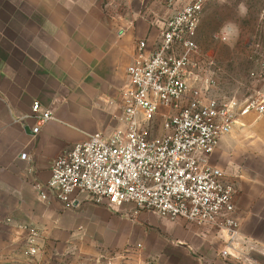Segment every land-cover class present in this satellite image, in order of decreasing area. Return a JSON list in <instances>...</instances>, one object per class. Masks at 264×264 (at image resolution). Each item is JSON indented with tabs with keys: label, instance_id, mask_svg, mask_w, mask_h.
Here are the masks:
<instances>
[{
	"label": "built area",
	"instance_id": "built-area-1",
	"mask_svg": "<svg viewBox=\"0 0 264 264\" xmlns=\"http://www.w3.org/2000/svg\"><path fill=\"white\" fill-rule=\"evenodd\" d=\"M204 9L203 0L188 4L156 35L138 42L125 81L109 102L119 112L120 125L97 131L61 154L49 182L37 190L44 202L69 209L89 196L114 210L133 204L172 221L227 233V250L218 257L229 261L241 254L236 189L215 155L239 117L253 112L264 117V101L251 100L236 112V104L210 99L200 86L197 35ZM33 118L37 135L53 114L35 102Z\"/></svg>",
	"mask_w": 264,
	"mask_h": 264
},
{
	"label": "rangeland",
	"instance_id": "rangeland-1",
	"mask_svg": "<svg viewBox=\"0 0 264 264\" xmlns=\"http://www.w3.org/2000/svg\"><path fill=\"white\" fill-rule=\"evenodd\" d=\"M196 1L100 0L95 5L96 33L89 39L101 45L96 53L107 54L102 47L105 42H111L115 49L128 45L125 37L131 35L129 59L140 40L156 35L168 20ZM203 1L205 9L197 35L204 77L199 79L200 86L208 89L210 99L236 104V112L251 100L264 101V0ZM78 53L83 58L85 52ZM114 73L119 76L117 68ZM121 78L124 79L117 88L95 94L94 116L88 121L95 125L94 132H111L120 125L119 112L116 114L109 102L117 97L126 75ZM249 118L253 119L247 123ZM238 119L233 133L223 140L215 155L217 165L225 170L228 182L236 189L234 217L239 224L241 254L238 259L227 260L230 264H246L253 250L250 244L264 236V117L253 112ZM85 199L81 207L91 204L109 215L108 229L92 221L88 207L81 212L82 224L76 226L65 217L61 221L48 217L43 225L34 220L35 214L17 217L9 230L0 221V264H147L132 256L134 246L110 249L87 240H173L168 232L170 226H182L200 238L207 235L199 227L188 228L183 221L144 212L133 204L119 208H126L119 213L118 209L98 205L89 196ZM210 236L213 240L229 239L227 233L221 236L216 231ZM261 260L257 264H264Z\"/></svg>",
	"mask_w": 264,
	"mask_h": 264
},
{
	"label": "crops",
	"instance_id": "crops-1",
	"mask_svg": "<svg viewBox=\"0 0 264 264\" xmlns=\"http://www.w3.org/2000/svg\"><path fill=\"white\" fill-rule=\"evenodd\" d=\"M99 1L0 0V221L8 230L11 221L23 214H35L34 220L43 225L48 217L59 221L65 217L72 225H80L84 207L94 223L109 227L111 219L101 208L81 207L82 203L66 210L59 203L41 200L37 190L49 182L52 166L61 154L95 133V125L88 122L94 116L95 94L117 88L132 62L133 54L127 57L131 35L125 37L128 45L113 49L111 42H105L102 47L107 54L96 53L101 45L89 38L96 33L95 5ZM79 50L85 52L83 58H79ZM35 102L53 114L37 135L32 131L37 126ZM199 228L207 234L205 238L182 226H170L173 240L87 241L110 249L141 245L132 256L155 264H230L218 257V252L227 250L226 242L213 240L214 229ZM253 241L246 264L261 259L264 263V236Z\"/></svg>",
	"mask_w": 264,
	"mask_h": 264
},
{
	"label": "water",
	"instance_id": "water-1",
	"mask_svg": "<svg viewBox=\"0 0 264 264\" xmlns=\"http://www.w3.org/2000/svg\"><path fill=\"white\" fill-rule=\"evenodd\" d=\"M26 131H29L28 129H26Z\"/></svg>",
	"mask_w": 264,
	"mask_h": 264
},
{
	"label": "bare ground",
	"instance_id": "bare-ground-1",
	"mask_svg": "<svg viewBox=\"0 0 264 264\" xmlns=\"http://www.w3.org/2000/svg\"><path fill=\"white\" fill-rule=\"evenodd\" d=\"M250 115V114H249Z\"/></svg>",
	"mask_w": 264,
	"mask_h": 264
}]
</instances>
